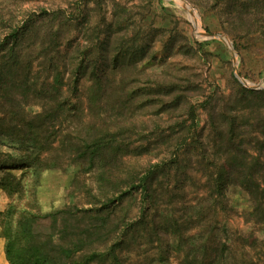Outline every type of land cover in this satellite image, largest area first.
Masks as SVG:
<instances>
[{"label":"rangeland","instance_id":"rangeland-1","mask_svg":"<svg viewBox=\"0 0 264 264\" xmlns=\"http://www.w3.org/2000/svg\"><path fill=\"white\" fill-rule=\"evenodd\" d=\"M76 41L86 69L71 93L72 67L52 65ZM9 49L19 67L2 69V132L55 105L43 116L96 153L67 147L35 176L1 142L0 212L34 214L67 261L264 264V223L247 220L237 186L264 167V0H0L2 60ZM169 124L186 130L166 138Z\"/></svg>","mask_w":264,"mask_h":264},{"label":"trees","instance_id":"trees-1","mask_svg":"<svg viewBox=\"0 0 264 264\" xmlns=\"http://www.w3.org/2000/svg\"><path fill=\"white\" fill-rule=\"evenodd\" d=\"M10 37L12 41H16L17 34L14 32ZM81 47L80 41H76L75 46L72 48V55L69 57V62H55L52 65L54 71L58 69L69 70L68 67H72L73 70L71 72L75 73L76 78L71 84V93L77 91L76 82L79 81L81 73H83L82 71L86 69L79 61H74L77 56L80 55ZM7 55L8 59L2 60V58H0V78L3 75L2 69L6 68L11 71L19 67L17 62L12 59V49H9ZM89 75H92V82L95 80L96 82L99 81V77L93 78V72H89ZM183 92V90L179 91L176 97L179 98V100L183 97V103L186 104L185 101L187 96L185 97L182 94ZM187 109V112L192 116L193 109H191V106L189 105ZM44 112H46V114H55V105H46L41 112L33 116L34 125L28 127L29 129L27 131H21L23 128L19 125L16 132H12L11 134H4V132H2V121L0 118V144L1 142H6L13 147L14 150L18 151V158L15 162L29 168L31 172L37 176L43 170L58 168L59 161H62L66 158V155H68L66 154V152L69 151H66L67 147H70L73 153L81 149H83L81 151H86V153L88 151L90 155L96 153V149L89 150L94 144L89 146L85 139L74 140L73 136H69L68 130L64 132V128H62V124L56 119V116H43ZM49 118L52 120L48 127V122L46 121H48ZM166 129L168 130V134L165 135L166 138H171L175 133L180 135L186 130L183 124H180L179 128H176V132H173L171 124H169ZM179 137L180 136H177V139ZM93 143L100 145V140ZM81 151L79 153H82ZM236 171V169L228 168L226 173L232 175ZM147 174L152 175L154 172L150 171ZM244 174L251 176V178L256 176L255 179H251L250 181L237 183V186L245 192L249 204V210L246 211L244 215L247 216V220L249 219L248 221L255 224H263L264 167L256 169L255 172L250 170L244 171ZM141 185L146 189L145 181H142ZM13 209L14 208L10 205L3 213L0 212V215L3 216V220H0V224L2 225V236L4 237L3 251L9 264H91L98 260V252L96 250H89L77 256L75 259H69V261H67L66 258H70L72 252L69 251L68 247L59 244L62 243L59 234L38 235L35 231L36 216L24 210L18 212V219L14 222L12 219V214L14 213ZM52 241H54V244H52ZM107 251H109V249Z\"/></svg>","mask_w":264,"mask_h":264},{"label":"crops","instance_id":"crops-1","mask_svg":"<svg viewBox=\"0 0 264 264\" xmlns=\"http://www.w3.org/2000/svg\"><path fill=\"white\" fill-rule=\"evenodd\" d=\"M3 245H4V240L0 237V260L4 259Z\"/></svg>","mask_w":264,"mask_h":264},{"label":"water","instance_id":"water-1","mask_svg":"<svg viewBox=\"0 0 264 264\" xmlns=\"http://www.w3.org/2000/svg\"><path fill=\"white\" fill-rule=\"evenodd\" d=\"M184 5L189 8V4H187L186 2H184ZM217 37L221 38V39H224V37L222 35H217ZM225 40V39H224Z\"/></svg>","mask_w":264,"mask_h":264}]
</instances>
